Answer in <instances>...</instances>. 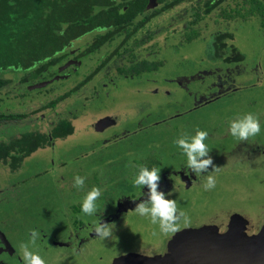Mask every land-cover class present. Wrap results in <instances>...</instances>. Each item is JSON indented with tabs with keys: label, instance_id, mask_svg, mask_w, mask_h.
<instances>
[{
	"label": "rangeland",
	"instance_id": "374dc122",
	"mask_svg": "<svg viewBox=\"0 0 264 264\" xmlns=\"http://www.w3.org/2000/svg\"><path fill=\"white\" fill-rule=\"evenodd\" d=\"M250 1L226 0L195 24L199 9L205 10L208 0H187L154 17L128 41L124 42L122 35L100 53L82 58L80 66L71 63L65 69H60L59 65L50 70L42 75L46 83L40 88L33 86L44 82L41 79L33 80L31 88L19 84L27 71L0 68V78L13 80V84L0 93V102L11 109L0 103V113L21 112L29 116L20 122L0 124L2 141L31 130L49 132L52 126L64 120L71 121L75 127L74 134L58 140L56 146L29 156L19 169L1 171L0 187L7 188L9 202H17L16 206L10 203L14 207L7 209L19 212L10 222L11 229L2 228L8 239L13 243L18 241L20 246L29 241L31 230L37 229L40 245L49 237L53 240L55 233L62 237L79 226L89 227L91 223L93 227L98 223L93 219L98 215L109 217L117 202L119 212L125 211L127 205L132 209L124 214V223L113 229L111 238L101 240L92 227L88 234L85 228L86 235L60 239L57 247H52L56 250L45 249L42 255L39 253L46 264H65L71 254V257L82 256L78 264H101L102 260H91L98 255L111 260L114 252L124 249L149 248L146 254L151 255L153 244L160 245L187 227L210 221L213 213L245 211L263 218L264 17L260 13L247 18L238 14L245 13ZM225 13L231 17L226 18ZM221 33H230L233 37L226 39L230 47L226 46L217 55L208 48L213 46L210 41ZM97 34L99 32L91 36ZM195 34L199 37L187 41ZM85 42H76L73 49L76 52L84 49ZM116 48L119 55L96 79L55 107H47L91 74ZM233 48L245 56L243 61L226 62L229 58L234 60ZM144 59L164 63L156 74L157 80L154 73L133 78L127 75L129 78L122 79L126 76L121 70ZM199 70L210 74L203 80L191 81V93H188L183 89L186 85L181 75L193 77ZM68 71L71 73L64 76ZM172 77L182 81V88L168 81ZM105 82L117 86L111 95L107 96L109 92L105 93L107 89H104L96 96L97 89ZM211 84L214 89L209 88ZM248 113L259 117L261 131L248 141H240L229 134V122ZM105 115L116 117L119 124L101 134L92 126ZM157 122L159 124L155 125ZM197 129L208 132L205 143L214 164L219 166V171L212 173L216 185L210 190L203 187L208 173L200 177L190 173L186 176L191 179L189 182H185L181 172L180 175L176 171L170 174L171 170H180V166L186 168L187 164V156L174 141L183 134L189 138L194 136ZM142 165L161 169L160 190L171 192L168 198L175 199L178 208L189 218L187 225L181 221L175 233H162L158 224L153 225L149 217H142L133 210L147 189L133 183ZM77 175L86 178L85 187L80 190L73 186ZM93 186L100 187L102 195L96 201L97 212L88 216L82 212V202ZM21 237L28 238L20 241Z\"/></svg>",
	"mask_w": 264,
	"mask_h": 264
},
{
	"label": "trees",
	"instance_id": "16d2710c",
	"mask_svg": "<svg viewBox=\"0 0 264 264\" xmlns=\"http://www.w3.org/2000/svg\"><path fill=\"white\" fill-rule=\"evenodd\" d=\"M165 2V8L171 9L187 0H159ZM226 0H208L205 10L199 9L198 21L208 16ZM263 0H251L243 17L260 13L264 17ZM148 0H0V67L22 68L31 70L24 77L23 83L41 79L48 68L61 63L62 55L69 43L84 33L107 28L109 31L85 49V54L100 50L113 36L121 34L129 26L141 27L144 21L136 22L145 15ZM226 18L231 17L228 13ZM241 16V17H242ZM230 33L221 34L214 42L215 53L219 55L226 47L223 41L232 38ZM235 60L242 61L245 56L236 48ZM155 66L148 64V69ZM32 80V81H31ZM11 80L0 79V88L8 86ZM45 83L34 84L40 88ZM73 95L67 92L52 101L49 106H56L59 101ZM26 117V116H22ZM75 127L69 120L62 121L49 132L33 131L24 134L17 141L26 156L39 147L51 144L56 138H65L74 134ZM13 145H16L12 142ZM24 157V156H23ZM23 157L20 160H23ZM16 166V164H15Z\"/></svg>",
	"mask_w": 264,
	"mask_h": 264
},
{
	"label": "flooded vegetation",
	"instance_id": "af4514ba",
	"mask_svg": "<svg viewBox=\"0 0 264 264\" xmlns=\"http://www.w3.org/2000/svg\"><path fill=\"white\" fill-rule=\"evenodd\" d=\"M156 2H157V6L155 7V8H153V9H149L148 8V5H147V10H146V12H145V15H143V16H140L138 19H136V22L138 23V22H140V21H144V24L141 26V27H136L137 25H133V26H129L127 29H125V31H123L121 34H117V35H114L112 38H113V40L112 41H109V42H107L104 46H102L101 48H100V50L99 51H97V52H95V53H92V54H88V55H84L85 54V49L88 47V46H90L96 39H97V37H100L101 35H105V34H107L108 33V29L107 28H104V29H98V30H95V31H93V32H89L90 33V36H88V35H86L87 33H84V34H82V35H80L78 38H76V39H74V40H72L70 43H69V45L68 46H66L65 47V49H64V51L62 52V55H64L65 56V58H64V60L61 62V63H59V64H57V65H55V66H52V67H50V68H48L47 69V71H45L44 73H42V75H45L46 73H48L50 70H52V69H54V68H56V67H58L59 65H61V67H60V69H65L67 66H69V64H71V63H74V65H76V66H80L81 65V60H82V58H87V57H91L92 55H95V54H98V53H100L102 50H103V48L104 47H106L107 45H110V44H112L113 43V41H115L116 40V38L117 37H120V36H122V35H124V42H126V41H128L129 39V37L130 36H132V35H134L136 32H138L140 29H142L144 26H145V24L146 23H148L149 21H151L154 17H156V16H158V15H160V14H163L164 12H166V11H169L170 9H166L165 8V2H161V1H159V0H156ZM185 2V1H184ZM183 3V2H182ZM148 4H149V0H148ZM179 4H181V3H179ZM178 4V5H179ZM177 6V5H176ZM175 7V6H174ZM172 9V8H171ZM202 20V19H201ZM201 20H199L198 21V17L196 18V20H195V24H197L198 22H200ZM96 32H99V34H97L96 36H91V34H93V33H96ZM194 33V32H193ZM221 34H226V33H221ZM221 34H219V35H216L215 36V38H214V40H212V41H210V43L213 45L212 47L210 46V48H208V49H211V50H213V52H216L215 51V48H214V42H216L217 41V39H218V37L221 35ZM85 35V36H84ZM197 34H195V35H190L189 36V39L187 40V41H189V40H192V39H195L196 37L198 38L199 37V35H197ZM193 37H195V38H193ZM80 38V39H79ZM93 39V40H91V39ZM91 40V41H90ZM78 41H87V42H85V48L84 49H82V50H80V51H77L76 52V50H74L73 49V46L75 45V43L76 42H78ZM123 42V43H124ZM223 44L225 43V45L227 46V47H230V46H228L227 44H226V41H223L222 42ZM234 49V48H233ZM209 52V51H208ZM119 51H118V49L116 48V50L114 51V52H111V54L109 55V56H107L97 67H96V69L91 73V74H89V75H86V77L82 80V81H80L79 83H77L76 84V86H73V88H71L69 91H67V92H73V95H71V96H74L76 93H78V92H80L83 88H85L89 83H91L94 79H96L97 77H98V75H100L108 66H109V64L115 59V57H117L118 55H119ZM233 53L235 54L236 52L233 50ZM71 55H74V56H71ZM227 56V55H226ZM70 57V58H69ZM72 57V58H71ZM229 57V56H228ZM230 59V58H229ZM233 59V58H232ZM160 60V59H159ZM235 60V59H234ZM243 61V60H242ZM226 62H230V63H232V62H237V61H231V60H228V61H226ZM238 62H240V61H238ZM148 64H154L155 66H153V67H151L150 69H148ZM163 62H158V61H150V60H146V59H144V60H141L140 62H137V63H135V64H132L131 66H128V67H126V69H123V70H121V72H122V74L123 75H125L126 76V78H122V79H127V78H129V77H127V75L128 76H130L131 78H133V77H139L140 75H142V74H152V73H154L155 74V80H157V77H156V74L160 71V68L163 66ZM0 68H3V67H0ZM3 69H5V70H7V69H15V70H17V71H19L20 69H22V68H16V67H12V68H3ZM23 70H25V69H23ZM25 71H27V73H26V75H30V73H31V70L29 69V70H25ZM20 72V71H19ZM71 73V71H68V72H66V73H64V76H67L68 74H70ZM210 74V72L209 71H205V70H199L198 72H197V74L195 75V76H193V77H191V76H187V75H181L182 76V78H184L185 79V87H183V89L184 90H186V91H188V93H191V89H190V83H191V81H195V80H203L204 78H205V76H207V75H209ZM26 75H23V77L19 80V84L20 85H29V87L31 88V86H33V83H31V82H26V83H23V80H24V77H26ZM62 76V75H61ZM60 76V77H61ZM122 77V76H121ZM176 77V76H175ZM0 79H7V78H0ZM8 80H11V83L8 85V86H3V87H1L0 88V93L3 91V90H5L7 87H9L11 84H13V80L12 79H10V78H8ZM41 80L42 81H44L43 79H42V77H41ZM174 81V82H176V84L178 85L179 84V86L182 88V81L181 80H178V79H174L173 77L172 78H170V79H168V81ZM32 81V80H31ZM157 83H159L158 81H156ZM42 83H46L45 81L44 82H42ZM104 84V83H103ZM101 85L100 86V88H98L97 89V92H96V96H100L101 95V93H102V91H104V89H107L106 90V92L105 93H108L109 92V94H107V96L108 95H111V93H112V91H113V88L115 87V86H117V84L115 83H112V82H105V84L104 85ZM212 85H214V84H211L210 86H209V88L210 89H214L213 87H211ZM34 87V86H33ZM220 88H218V90H219ZM66 92V93H67ZM65 94V93H64ZM63 94V95H64ZM63 95H61V96H63ZM104 95V94H103ZM70 96V97H71ZM222 95H220V96H217V97H221ZM60 97V96H59ZM58 97V98H59ZM2 98V97H1ZM57 98V99H58ZM56 100V99H55ZM1 101H2V99H1ZM54 101V100H53ZM62 101V100H61ZM52 102V101H51ZM50 102V103H51ZM199 101H197V102H195V103H198ZM0 103H4V105H5V102H0ZM5 107L8 109V110H10L11 108H10V106H7V105H5ZM47 107H55V106H47ZM6 108H5V110H6ZM40 111V110H39ZM38 111V112H39ZM38 112H34V114H37ZM26 116V117H22V116ZM27 117H29L28 115H26V114H23V113H21V112H19L18 114H13V113H10V111L6 114V113H0V124L2 125V124H8V122H15V121H17V122H20V121H22V120H25ZM105 117H111V120L112 121H110L111 123H109V124H107L106 126H104V127H100L99 129L98 128H95V125L93 124V128H94V130L95 131H97L98 133H106V131L109 129V128H111V129H113L114 128V126H117L118 124H119V120L115 117V119H114V117L113 116H110V115H105V116H103L102 118H105ZM102 118H99L98 120H100V119H102ZM97 120V121H98ZM142 120H144V119H142ZM96 121V122H97ZM160 122V121H159ZM159 122H157L155 125H158L159 124ZM61 122H59V124H60ZM5 124V125H6ZM59 124H57V125H55V126H52V129L51 130H53L54 129V127H56V126H58ZM154 125V126H155ZM142 126V125H141ZM110 129V130H111ZM50 130V131H51ZM34 131H36L37 132V130H34ZM31 132H33V130H31ZM39 132H41V131H39ZM30 133V132H29ZM75 133V132H74ZM24 135V134H23ZM21 133L18 135L17 134V136H15L14 138H12V139H10V140H8V141H2V133L0 132V173H1V171H4V170H6V171H9V172H11V171H15V170H17V169H19L20 168V166L22 165V162L25 160V159H27V158H29V156L30 157H32L33 155H35L39 150H42V149H47V148H50V147H53V146H56L55 144L58 142V140H60V139H67L69 136H67V137H65V138H56V139H54L53 141H51V144H48V145H46L45 147H39L37 150H35V151H33L32 153H30V155H27L26 156V152H24V151H22V148L19 146V144L17 143V141L19 140V139H21L22 138V136H23ZM116 135V134H115ZM114 141H117V139H115ZM12 142H14L16 145H13V147L11 146L12 145ZM24 156V157H23ZM23 157V160H20L21 158ZM15 164H16V166H15ZM173 171H176V174H178V175H180L179 173L181 172V174H182V177H184V180H186L185 182H189V180H191V179H186L187 177L186 176H188L189 175V173H188V169L187 168H185L184 166H180V170L179 169H175V170H171L170 171V174H172L173 175ZM178 171V172H177ZM185 175H184V174ZM191 176V178L193 177V175L191 174L190 175ZM189 178V177H188ZM182 180H183V178H182ZM179 182V181H178ZM199 183V182H198ZM198 183H195V184H198ZM179 184H180V182H179ZM181 187V186H180ZM10 189V188H9ZM12 189H15V185H13V188ZM175 190V189H174ZM173 190V191H174ZM148 192V189H144V192L141 194L142 196L141 197H139V199L138 200H145V199H147V196H146V193ZM0 264H23V261H22V257H21V255H20V252H19V246H18V241H16L15 243H13L10 239H8V237L3 233V231H2V228H4V227H10V229H11V225H10V222H12V219H14L15 217H17L18 215H19V212H18V210H15V209H10V210H8L7 208H10V207H14V206H12L10 203H13L15 206H16V204H17V202L16 201H8L7 200V188L5 187V188H3V187H0ZM135 206V205H134ZM114 207H116L115 209H113V211H111V213L109 214V217H104V215L103 216H100V215H98V218L97 219H93V220H98V222H99V220L100 221H102V220H104V222H109V223H111V222H115V224H116V226L118 225V224H122V223H124V221H123V218H124V214H126V213H129L130 211L129 210H131L132 208H130V207H128L127 205H125V208H126V210L125 211H122V212H119V210H118V202L116 203V205L114 206ZM2 210V211H1ZM7 210H8V212H7ZM134 210V209H133ZM129 211V212H128ZM15 223H16V221H14ZM264 222H256V227H255V229H261V227H262V224H263ZM17 223L14 225V227H17ZM92 227V224L90 223V226L88 227V226H79L77 229H75V231L73 230V231H71L68 235H63L62 237L61 236H58L56 233H55V235L53 236V240L49 237L48 239H44L46 242H44L43 244H42V242H41V244L40 245H38V243H37V246H36V248H35V251H37V250H40V251H38L41 255H42V251H45V249L46 250H52V247H53V245H54V247H57V242L60 240V239H65V240H69L71 237L72 238H76V237H78V238H80L82 235L84 236V235H86V234H88V232H89V230H90V228ZM87 229V233L86 234H84V232H83V229ZM19 232H21V231H19ZM24 234H26V233H24ZM27 235V234H26ZM45 235V234H44ZM43 235V236H44ZM28 236V235H27ZM42 236V237H43ZM28 237H26V238H19L20 239V241L22 240V239H27ZM43 240V241H44ZM49 240V241H48ZM51 244V245H50ZM53 250H56L55 248L53 249ZM52 250V251H53Z\"/></svg>",
	"mask_w": 264,
	"mask_h": 264
},
{
	"label": "water",
	"instance_id": "95a60500",
	"mask_svg": "<svg viewBox=\"0 0 264 264\" xmlns=\"http://www.w3.org/2000/svg\"><path fill=\"white\" fill-rule=\"evenodd\" d=\"M157 5L156 0H149L148 8ZM110 121L111 117L102 118L95 123V128L104 127ZM211 217L210 221L177 232L160 245L153 244L151 255L146 254L149 248L124 249L114 252L111 260L98 255L91 261L99 259L101 264H264V223L261 229H255L256 222H264V217L258 219L245 211H221ZM71 255L65 259V264H78L82 259L80 255Z\"/></svg>",
	"mask_w": 264,
	"mask_h": 264
},
{
	"label": "clouds",
	"instance_id": "9594fccd",
	"mask_svg": "<svg viewBox=\"0 0 264 264\" xmlns=\"http://www.w3.org/2000/svg\"><path fill=\"white\" fill-rule=\"evenodd\" d=\"M260 131L259 117L251 113L229 122V134L240 141H248L250 137L258 135ZM208 135L207 131L197 129L194 136L189 138L187 134H183L181 138L174 141L187 156L186 168L189 170V174L195 173L196 177H200L201 174L208 173L206 182L203 184L205 190L215 187L216 179L212 173L219 171V166L214 164L213 158L209 155L210 149L205 143ZM210 168L211 171H209ZM160 172L161 169L156 167L149 169L147 166H139V172L133 183L138 188L147 187L148 192L146 193L147 199L136 203L134 211L142 217H149L153 225L158 224L162 233H175L179 230L181 221L185 225L190 221L186 213L178 208L176 200L168 198L172 193L160 190ZM85 179V177L77 175L73 186L78 190L83 189ZM101 195L102 189L93 186L83 199L82 212L88 216L94 215L97 212L96 201ZM115 228V222H98L93 225L92 231L101 240H106L112 237ZM39 239V230L32 229L29 241L20 244L19 252L23 264H46L45 259L38 251L34 250Z\"/></svg>",
	"mask_w": 264,
	"mask_h": 264
}]
</instances>
